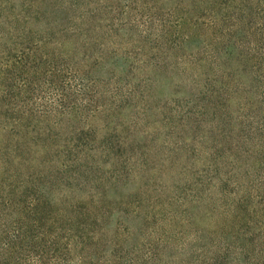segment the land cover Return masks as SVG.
Returning <instances> with one entry per match:
<instances>
[{
  "label": "trees",
  "instance_id": "1",
  "mask_svg": "<svg viewBox=\"0 0 264 264\" xmlns=\"http://www.w3.org/2000/svg\"><path fill=\"white\" fill-rule=\"evenodd\" d=\"M82 1L0 8V264H264V0H210L209 230L199 185L132 187L146 171L109 127L178 59L133 54Z\"/></svg>",
  "mask_w": 264,
  "mask_h": 264
},
{
  "label": "rangeland",
  "instance_id": "2",
  "mask_svg": "<svg viewBox=\"0 0 264 264\" xmlns=\"http://www.w3.org/2000/svg\"><path fill=\"white\" fill-rule=\"evenodd\" d=\"M91 1L92 6L95 2L102 6L99 15L103 19V26L114 25L118 29V39L134 42L133 47L129 48L133 54L168 55L173 56L171 60L178 59L175 71L162 72L160 81L145 84V94L140 99L133 95L125 99L126 105L119 104L118 112L121 113L113 115L114 123L109 127L117 126V133L113 130L112 134L130 143L134 156L129 165L136 163L146 171L131 184L132 187L143 186L144 182L149 181L156 188L162 187L166 195H171L179 190L189 192L199 185L196 193L207 200L203 204L206 208L194 209L193 215L196 227L209 230L212 146L210 0ZM20 3L21 0H0V8H17ZM81 3L86 6L87 0ZM33 4L44 8L37 2ZM150 12H153V20L148 23L147 15ZM180 16L184 17L183 25L176 32L175 23ZM41 21L31 24L40 29ZM185 34L191 35V41L178 46L172 44L174 39L181 41ZM7 47L14 46L4 43L1 51L6 53ZM134 74L138 78L148 75L141 70ZM40 95L41 92L36 90L34 99ZM107 121L101 117L95 118L93 126L101 133V125ZM115 149L122 156L121 146ZM106 164L107 161H104L103 165ZM127 193L128 190H125L124 194Z\"/></svg>",
  "mask_w": 264,
  "mask_h": 264
}]
</instances>
